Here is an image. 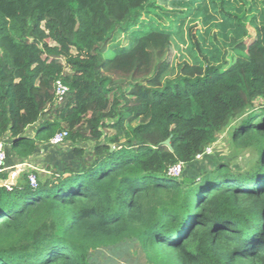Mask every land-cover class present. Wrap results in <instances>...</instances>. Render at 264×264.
Here are the masks:
<instances>
[{
    "label": "trees",
    "instance_id": "1",
    "mask_svg": "<svg viewBox=\"0 0 264 264\" xmlns=\"http://www.w3.org/2000/svg\"><path fill=\"white\" fill-rule=\"evenodd\" d=\"M158 9L157 0H0L6 160L8 149L28 160L60 130L71 143L46 172L26 169L0 187V264H101L94 252L129 243L147 264H264V106L255 105L264 100V21L252 38L245 12L227 13L243 36L231 40L226 66L189 30L201 65L162 79L186 18L174 33L168 11L171 23L151 21ZM57 80L67 87L61 100ZM233 122L231 141L248 163L196 160ZM176 163L179 178L167 175Z\"/></svg>",
    "mask_w": 264,
    "mask_h": 264
},
{
    "label": "rangeland",
    "instance_id": "2",
    "mask_svg": "<svg viewBox=\"0 0 264 264\" xmlns=\"http://www.w3.org/2000/svg\"><path fill=\"white\" fill-rule=\"evenodd\" d=\"M157 2L163 10H157L159 18L155 17L158 21L154 18L151 19L154 23L158 22L161 25H165L171 23L169 20L172 19L170 30L175 33L178 30V22L180 21L178 16H181V19L186 18L180 32L171 37L166 58L167 63L161 73L162 79L176 76L180 71V67L183 68L184 64H189L190 66L201 65L197 51L191 47L189 30L192 33L195 31L201 49L208 58L223 62V65L226 66L231 62L233 56L230 46L231 40L243 36L242 32L237 33L238 31L233 27V18L229 17L227 13L245 12L244 23L248 34L252 38L254 35V24H260L262 20L264 21L263 0H201V2H194L190 7H176L170 1L164 0H157ZM199 6H202L203 9L196 11ZM167 11L170 14L169 20L166 18L167 15H165ZM128 37L126 34H120L117 41L125 46L129 41ZM252 38L246 40V42L248 43ZM129 46L130 42L127 47ZM117 48L111 45L108 48L107 56L112 57ZM162 79L160 80L161 82ZM255 105L257 107L264 106V100L256 101ZM234 125L235 122L217 136L216 141L209 148L210 154L199 159L201 163L212 165L219 161H228L241 166L248 163L250 152L236 148L231 141V129ZM70 145L69 141H65L57 147L56 152L59 153L63 149L66 151L70 150ZM55 161L56 158L53 157L51 163L54 164ZM128 245L130 247L122 246L115 249H103L99 252H94L92 257L97 258L101 264H147L140 247L136 243H129ZM106 257H109L110 260L104 261Z\"/></svg>",
    "mask_w": 264,
    "mask_h": 264
},
{
    "label": "built area",
    "instance_id": "3",
    "mask_svg": "<svg viewBox=\"0 0 264 264\" xmlns=\"http://www.w3.org/2000/svg\"><path fill=\"white\" fill-rule=\"evenodd\" d=\"M67 91V87L60 81L57 80L55 82V94L58 98V100H61L62 96ZM67 137V131L66 130H60L57 131L49 141V144L52 146L62 145L65 142V139ZM6 147L7 142L5 140H0V187H5L7 190L11 189V186L14 184L20 170V165H15L13 170H7L5 161H6ZM210 146L207 147L202 154H198L196 156V160H199L202 158L203 155L210 154ZM183 169L182 163H176L169 167L167 171V175L173 178H179L181 176ZM6 173V178H2V174ZM29 184L32 187H36L37 180L36 176L33 173H30L28 175Z\"/></svg>",
    "mask_w": 264,
    "mask_h": 264
},
{
    "label": "crops",
    "instance_id": "4",
    "mask_svg": "<svg viewBox=\"0 0 264 264\" xmlns=\"http://www.w3.org/2000/svg\"><path fill=\"white\" fill-rule=\"evenodd\" d=\"M33 130H34V125L29 126L26 129V135L28 136H33ZM9 148V145H7ZM56 147L53 146H45L39 144L37 146V152L33 154L28 160H22L18 157H16L13 153L9 152V149L7 150V163L6 167L8 168L7 170H13L15 165H20V170H26V169H34L39 173L46 172L45 166L49 163L51 160L50 157H52L56 153ZM64 150V149H63ZM59 157V156H58ZM45 162L46 165H45ZM25 166V168L23 167Z\"/></svg>",
    "mask_w": 264,
    "mask_h": 264
},
{
    "label": "water",
    "instance_id": "5",
    "mask_svg": "<svg viewBox=\"0 0 264 264\" xmlns=\"http://www.w3.org/2000/svg\"><path fill=\"white\" fill-rule=\"evenodd\" d=\"M169 141H170V138H167L166 140H164L162 142V144L168 146V148L171 149ZM109 146H110V150H112L113 149V145L109 144ZM23 167L25 168V166H23Z\"/></svg>",
    "mask_w": 264,
    "mask_h": 264
}]
</instances>
